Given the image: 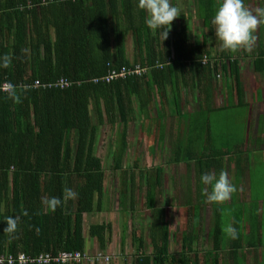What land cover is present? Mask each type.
<instances>
[{
	"label": "trees",
	"instance_id": "obj_1",
	"mask_svg": "<svg viewBox=\"0 0 264 264\" xmlns=\"http://www.w3.org/2000/svg\"><path fill=\"white\" fill-rule=\"evenodd\" d=\"M39 1L0 0V23L3 22L0 24V34L3 35L0 41L5 38V42H0V84L8 80L14 85L10 92H0V254L15 257L21 252L30 257L49 251L55 254L60 251L86 252L85 215L106 209L107 169L103 158L97 154L100 127L105 124L104 114L110 121L108 124L115 126L117 117L125 121L133 113L129 107L133 105L132 100H128L127 94L130 97L133 94L140 96L144 84L148 83L150 88L153 83L164 96L170 85L176 89L182 80L187 87L206 90L209 95L211 91L212 95L217 86V78L214 82L213 75L217 77L224 71L227 77L231 75L232 78L228 88L236 90L239 98L244 95L238 59L234 57L229 64L217 60L212 62L206 41L202 45L189 46L185 30L173 38L176 53L173 66L165 57L161 58V62L166 63L163 68H154L143 76L95 82L94 78L104 76L111 68L155 63L156 58L151 56H148V62H143V57L130 61L126 56V30L134 36L136 51L142 45H145V50L148 47V40L142 41L143 35L139 31L142 26L149 29L145 23V12L140 11L142 20L137 22L133 10L135 6H126L127 1L122 0L123 9L131 7L128 14H132L130 22L124 26L119 21L120 0H67L47 5H40ZM29 2L34 4L32 8L28 7ZM198 3L204 8L217 6L216 0H199ZM210 20L211 17L205 21L212 29ZM52 28L56 30L54 35ZM230 52L226 55L229 58ZM167 56H171L170 52ZM204 56L208 58L206 63L202 62ZM5 57L7 66H4ZM175 66L179 67L178 70L172 71L171 67ZM254 68L264 71V51L255 57ZM180 72L182 76H178ZM59 77H67L80 84L67 89L23 87L37 79L51 81ZM13 90L19 100L11 94ZM56 95L64 99L68 97L70 103L67 99L59 105L58 101L47 102L48 98ZM36 96L39 100L34 99ZM92 98L96 100L99 123L91 121L89 106ZM70 113H74V123H70ZM118 124L122 125L121 137L114 146L111 145L115 170L124 168L123 154L128 148V123ZM203 124L188 123L186 141L180 140L176 144L174 160H195L202 171L207 169L208 172L212 168L221 170L226 156L221 161L211 158L215 151L220 150L212 146L209 133L207 144L199 147L205 131ZM192 127L196 129L195 138ZM199 130L204 131L199 133ZM194 148L201 149L197 152ZM205 152L210 155L205 156ZM250 163L249 159V169ZM235 168L245 173L239 161ZM145 177L147 209L153 213L149 227L153 250L151 253L145 250L143 229L134 230L132 237L137 253L132 264H200L201 257L193 248L201 222L200 209H194L193 217L189 213L183 214L184 227L181 226L174 237V240L179 238L183 242L182 251L180 254L172 253V225L166 209L156 206L162 167L157 166L155 172H146ZM153 177L156 183L150 181ZM10 185L12 197L8 194ZM120 185L121 198L130 196L132 207L134 174L129 173L128 181V171L124 170ZM66 187L77 193L74 199H63ZM52 196L62 199V204L55 211L42 203V198ZM7 217L18 218L14 233L4 231ZM213 229L214 244L205 259L206 264H219L216 251L220 248L223 235L218 214ZM112 230L111 222H95L89 226L90 235L97 238L102 249L110 240ZM11 264L20 263L16 259ZM26 264L38 263L29 261Z\"/></svg>",
	"mask_w": 264,
	"mask_h": 264
},
{
	"label": "rangeland",
	"instance_id": "obj_2",
	"mask_svg": "<svg viewBox=\"0 0 264 264\" xmlns=\"http://www.w3.org/2000/svg\"><path fill=\"white\" fill-rule=\"evenodd\" d=\"M175 1L177 3L181 2V0ZM245 2L249 9L252 11H255V9L258 7H264L263 0H245ZM218 4L219 2H217V6H208L207 9L204 10L201 5L197 4V0H185L184 4L183 2H181L182 6L185 5L184 9L182 10V14L188 15L189 13H193L196 16L197 12H199L200 10L201 13L204 12L207 15L212 14L213 16L216 8L218 7ZM198 8L200 9L198 10ZM212 16L210 17L212 18ZM193 26L195 27V33H193V41H197L199 34L196 31L200 28H204V26L198 20L194 21ZM254 37L255 40L252 44L251 49L245 50L247 51V54L251 56V58H245L244 63L240 64V78L245 90V95H243L241 98L238 97L239 102L236 105H233L230 102V105L228 104L227 106L222 108L214 106L207 107L202 114H198V118L200 117L199 121L205 122L203 124L205 126V131L199 130V133H201V131H204L203 139L199 141V147L207 144V134L209 133V137L212 140V146L215 150H220L215 151L211 155V158L213 157L221 161L222 157L226 156L223 160V164L225 165L222 168L223 170L217 169L216 171L215 168H212L208 172L216 175H218L220 171L225 172L230 182L236 185L237 188V191L233 193L234 196L237 197L235 198L233 196L236 201L234 203H231L228 200V202H226L223 206L224 223L222 224V228H225L227 225L231 224L232 218H234L235 214L238 215L239 206L241 204L238 198L240 195V198L243 199V197L245 196L247 185H249L251 188V194L253 198L252 201H254V203L258 204L260 203L259 200H264V118L261 119V122L258 121V116L262 112H264V101L260 103L255 102L254 104L252 102L254 89L259 87L264 90V71L259 72L254 68L255 57L260 51H264V23H261L257 26L254 32ZM215 42L216 41L214 40V38L211 37L209 46L213 50V58L217 57V49L220 48L219 41L216 43ZM234 54L236 56H240L241 58L244 57L241 54L240 50H237L236 52H234ZM227 73H229V71ZM213 78L214 82L217 78V86L215 89L216 100H213H215V104H220L222 102V99L225 100L227 98L226 91H230V88H228L227 85L231 82L232 78L231 75L227 77L224 71H221L219 75H217V77L213 75ZM227 79L228 81H230L227 82ZM192 93L194 94L193 97L195 99H193V102L186 104V108L188 110H196L198 108V104L196 103V90L193 89ZM236 97L237 94L234 96L235 103L237 102ZM240 99L242 100V102H240ZM253 106L255 107L254 111H252ZM176 118L177 117L174 118L175 122ZM188 119H196V113H188ZM164 124L166 129L162 137L163 127L161 126V123H145L144 121L142 123H129V148L128 152H125L123 154L124 168L120 170L114 169L111 145L114 146V144L120 139V129L122 128V125L118 123L115 124V126L106 124L101 128L99 142L97 144V154L102 156L107 169V181L105 184L107 194L106 209L102 213H92V215L90 214V216L86 215L85 219L86 224H90V222L95 223V221L97 220L102 222L110 221L114 224V229L113 234H111L110 240L105 246L106 249L104 248L105 250H102L96 238L92 240L90 246H88L86 249V253L88 254V256H90V259L83 260L81 264H132L133 259L137 253V249L135 248L133 242L132 232L137 229H143L145 235V250L148 253L152 252L153 245L150 241L149 227L153 218V213L151 214V211L147 209V183L145 175L148 171L155 172L156 165L162 167L161 186L158 188L156 204L160 208L166 209L167 218L172 225L170 243L171 252L180 254V252L182 251L183 242H181V239L179 238L174 240L173 233L177 232L181 228V226L182 228L184 227V220L182 217L183 214H187L186 211H184V206L187 199L190 197L199 198L196 193L199 192L200 188V175L198 174L200 170L196 166L195 162L193 160L188 161V158H182L181 162H176L174 160L177 144L175 137L179 128V139L182 138L184 139V141H186L185 135H182V123ZM193 127L192 136L193 138H195L196 129ZM161 138L162 142L160 141ZM248 146L249 149L253 151H248ZM207 147H209V144L207 145ZM199 149L201 148H194L193 150L198 152ZM206 152L203 154H205V156H209L210 154H206ZM249 159L250 162L252 161V165L250 163L251 169L247 167ZM228 160L231 165L233 164V166H231L230 164L228 165ZM236 160H238L242 164L245 173H249V184H247L248 180L245 173H242L240 169L239 171H237L238 169L236 170L234 164ZM193 164L195 165V167L193 166ZM124 170L128 171V181L129 173H133L135 176V186L133 189L134 204L132 207L131 198H121L120 184L122 181V172ZM206 170L207 169L203 170L202 173L207 172ZM237 172H239V174H237ZM151 180L156 183L155 177L151 178L150 181ZM200 183L201 188L204 189L205 185H203L202 182ZM190 190L192 193L189 192ZM195 190H197V192H195ZM238 190L240 191V193H238ZM209 191H211L210 186ZM247 195H250V191H248ZM242 203L244 202L242 201ZM261 206H263L262 202ZM255 211L256 209L253 205L249 206L245 210V212L247 213L244 219L245 223L243 224L242 222L243 225L239 228V230H237L242 238V243H244V238L247 235V231L249 230L248 223L251 221V217L249 216V214L252 215L254 225H258V222L256 223V221L259 220ZM213 220V208L206 207L202 209L200 238L195 245L201 257L200 264H206L205 258L209 257V251L212 249V231H214ZM231 240L232 237H230L225 231H223V248L225 249V252L228 253V255L224 256L223 259H228L230 252L229 249H226V247ZM221 253L222 252L219 253V256ZM97 255H103L104 259H94L93 257H96ZM107 257H109V259H107ZM223 261L224 260H222V262Z\"/></svg>",
	"mask_w": 264,
	"mask_h": 264
},
{
	"label": "crops",
	"instance_id": "obj_3",
	"mask_svg": "<svg viewBox=\"0 0 264 264\" xmlns=\"http://www.w3.org/2000/svg\"><path fill=\"white\" fill-rule=\"evenodd\" d=\"M126 1H127L126 6L127 5L131 6V7L135 6L133 10H134V13L136 14L135 15L136 21L141 23L142 19H141V16L139 14L141 9H139L137 6L138 0H131L130 2L128 0H126ZM198 1L199 0H197V4L199 5ZM120 2H121V4L119 7V11L121 13L119 16V21L123 22V24L125 26L128 24V22H130V19L132 17V14H128V11L131 10L129 8H131V7H127L126 9H123L122 0H120ZM172 2L174 4H176L180 9L181 8L182 9H181V15L172 21V26H171V29L169 31L168 38L165 41L162 40V36H161L162 30L161 29L153 30V29H150L148 27L149 29L146 30L145 26H142L139 31L142 32V35H143L142 41L148 40V43H147L148 47L145 50V48H146L145 45H142L140 47V49L138 51H136V49L134 47V36H133L131 31L126 30L125 31L126 41L125 42H126L127 59H129L130 61H136L137 57H138L137 60H139L141 57H143V62H148L150 60L148 58V56H151L154 59L156 58L154 60L155 62H157V61L161 62L162 61L161 58L167 57L168 62L171 63V65L173 66V64H174L173 59L176 55L174 45H173V38L177 33H180L183 30H185L187 32V38L189 39V43H188L189 46L202 45L206 41V45L211 52L210 57H212V62L214 60H217L220 63H228L231 61V59L236 57L239 61V64H243L245 58H251V56H249L247 54V51H245V50H247L245 48L239 49L241 54L244 56L242 58L240 56H236L234 54V52H236V51H233V52L231 51L230 52L231 58H229L226 56L228 51L222 50L221 48L217 49L218 53H216V55L218 58L217 57L213 58L214 53H213V50L209 46V42L211 41V37H213L216 42H218V40L216 39V36H215V26L212 24V20H210V23L213 26L212 29H209V26L206 24L207 22L205 20L207 18H210V17L204 12L201 13L199 10L200 8H198L199 12H197L196 16L193 13L192 14L189 13L188 15L182 14V10L184 9L185 5L182 6L181 2H183V4H184L185 0H183V1L181 0V2H179V3H177L175 0H172ZM216 2H220V0H216ZM207 7L208 6H206L205 8L203 7L204 10L207 9ZM145 14L147 17L146 12H145ZM197 20L201 24H203L204 28H200L199 30L196 31L199 34V37H198L197 41H193V33H195V27L193 26V24H194V21H197ZM1 23H3V22L1 21ZM123 28L125 29V27H123ZM55 31H56L55 28H52L53 35L55 34ZM0 38H3L2 34H0ZM0 42H5V38L3 39V41H0ZM219 47H220V45H219ZM168 52H170L171 56H167ZM204 57H206V56H204ZM182 62H186V61H182ZM178 68L179 67H177V66L171 67V70L176 71V69L178 70ZM181 73L182 72H180L178 74V76H182ZM143 88H141V90H140V93H141L140 96L133 94V95H131V97H132L131 98L130 95L127 94L128 100L129 101L132 100L133 105H129V107L133 110V113L131 115H129L125 121L119 120V117H117L116 123H128V125H129V123H142L143 121L145 123H161V126L163 127L162 137H163V135L165 133V129H166V127L164 126L165 125L164 123H179V124L182 123V130H183L182 135H185V137H187L188 123H205V122L199 121L200 117L198 118V114L199 115L202 114L203 111L205 110V108L213 107V106L222 108V107L227 106L228 104L230 105L231 103L233 105H236L239 102L238 97H236L237 102L236 103L234 102V96L236 95V90L232 89L233 91H231V90L226 91L227 98L225 100L222 99V102L220 104H218L217 102H216L217 104H215V100H216V93L215 92H216V90H213L212 95H211V91H210V95H209L206 92V90L198 89L195 87L194 88L187 87L182 80L180 81V84L178 87H176V89L169 86L170 89L168 88L167 95L165 94L164 96H163V92L161 91V89H159L155 84L153 85V83H152V85L150 84L151 89L148 87V83L146 85L144 84ZM33 89H42V88H33ZM193 89L196 90V93H197L196 94V103L198 104V108L196 110H188L186 108V104L193 102L194 101L193 99H195L193 97L194 94L192 93ZM244 95H245V90H244ZM251 95H252V93H251ZM57 96L58 95H56L55 97L48 98L47 102L53 103V102L58 101V105H59V104H63L65 102V99H67L68 103H70L68 97L64 99L61 96H58V98H57ZM34 99L39 100L37 98V96ZM213 99H215V100H213ZM246 101H248V100H246ZM262 101H264V90L257 87L253 91L252 102L254 104L255 102L260 103ZM95 102H96V100L94 98H92L91 104L89 106L90 117H91L92 123H99L98 116H97L96 109H95ZM202 104H205V105H202ZM254 110H255V107L253 106L252 111H254ZM188 113H196V119H194V120L188 119ZM70 114H71L70 115L71 116L70 123H74V119H73L74 113H70ZM263 116H264V112H262L258 116L259 122H261V119ZM103 117H104L103 123H105V124H103L100 127V131H101L102 127H104L106 124H108L110 122L108 119H106V114H104ZM175 117H177L176 122L174 119ZM155 120H157V121H155ZM128 128H129V126H128ZM179 129H178L176 137H175L177 143L180 140L184 141V139H182V138L179 139L180 138L178 136L179 132H180ZM100 131H99V136H100ZM121 131H122V128L120 129V132ZM99 136H98V142H99ZM120 137H121V133H120ZM74 139H75V132L72 134V140L74 141ZM127 140H128V148H129V138H127ZM160 141L162 142V138L160 139ZM128 148H127L126 152H128ZM248 151L251 152L253 150H250L249 146H248ZM251 160H252V158H251ZM193 161L195 162V160H193ZM237 163H238V160H236V162L234 163L235 166ZM251 163H252V161H251ZM157 166H159V165H156L155 167H157ZM193 166L195 167L194 164H193ZM231 166H233V164ZM198 174L201 177L202 170H200L198 172ZM237 174H239V172H237ZM245 175L247 176V180H248V173L247 174L245 173ZM200 182H201V180H199V186H200L199 192L196 193V195L199 196V198H192V197L188 198L186 201V204L184 206V211H186V213H189L191 215V217H193L194 209H200V218H201V222H202V209H204L206 207L213 208V214H214L213 227L215 226V223L217 220V214H218V224L220 225L221 229H223L222 228V224L224 223L223 222V209H224L223 206L228 201H225L223 203H209V202H207L205 195H204V192H203V188H201ZM249 183L250 182L248 180L247 184H249ZM9 187H10V189H9L8 194H9V197H12V194H11L12 185H10ZM191 190L189 192H191ZM248 191H250V195H249L250 197L247 195ZM195 192H197V190H195ZM146 193H147V188H146ZM157 193H158V190H157ZM238 193H240L239 190H238ZM233 196H234V194H232L231 198L229 199V201L231 203H234L236 201L233 198ZM128 197L131 198L130 196H128ZM234 197L237 198L236 196H234ZM252 199L253 198H252V194H251V188L249 185H247L246 191H245V196L243 197V199L240 198V195L238 198L239 202L241 203L239 206L238 215L235 214L234 218H232V221L231 220L230 221H231V225L233 227H235L236 230H239V228L245 223L244 219L247 215L245 210L249 206L253 205L254 208L256 209L255 213L258 216L257 218L259 221H256V223L258 222V225L257 226H255L256 224L254 225V220L252 219V215L249 214V216L251 217L250 218L251 221L248 223V226H249V230L247 231L248 236L247 235L245 236L244 243H242L241 242L242 238H241L240 234L237 232L236 238H232V240L229 242L228 246L226 247V249H229V252H230L228 259L227 258L223 259L224 256L228 255V253H226L225 249L223 248L224 243H223V239H222L221 244H220V248L216 251L218 254V257H219V264H264V242H263V239H264V230H263L264 200H259L260 203L256 204V203H254V201H252ZM258 199H260V198H258ZM156 201H157V197H156ZM242 201L244 203H242ZM261 202L263 203V206H261ZM156 206H157V204H156ZM157 207H159V206H157ZM98 213H93V214H98ZM88 215L90 216V214H88ZM95 222H102V221L97 220ZM104 222H106V221H104ZM201 222H200V225H201ZM242 222H243V224H242ZM90 224H91V222H90ZM90 224H86V219H85L84 236L86 238V249L88 246H90V243L92 242V240L94 238H96V237H92L89 233ZM112 225H113V229H114V224L112 223ZM200 225H199V231L197 233L198 236L193 243V248H194L195 252L196 251L198 252V254H199V251L197 250L195 245H196V242L200 238ZM171 230H172V228H171ZM171 233H172V231H171ZM175 233L176 232L173 233L174 237H175ZM111 234H113V230H112ZM222 235H223V230H222ZM247 237H248V239H247ZM122 239H124V238H122ZM108 241H109V239L107 240V242ZM150 241H151V239H150ZM107 242H106V245H107ZM213 244L214 243L212 242V248H213ZM99 245H100V243H99ZM105 249H102V250H105ZM210 251H209V255H210ZM220 252H222V253L219 256ZM199 256H200V254H199ZM222 260H224V261L222 262Z\"/></svg>",
	"mask_w": 264,
	"mask_h": 264
},
{
	"label": "clouds",
	"instance_id": "obj_4",
	"mask_svg": "<svg viewBox=\"0 0 264 264\" xmlns=\"http://www.w3.org/2000/svg\"><path fill=\"white\" fill-rule=\"evenodd\" d=\"M138 8L147 13L145 23L150 29H161L162 40L169 36L172 21L181 15V9L172 0H138ZM264 23V7H258L255 11L249 9L245 0H220L212 17L215 26V36L220 48L227 51H237L240 48L251 49L255 40L254 32L257 26ZM7 57L4 58V66H7ZM14 98L19 100L15 91ZM200 180L206 201L209 203H223L231 198L237 191L236 185L230 182L227 174L220 171L218 175L211 172L201 174ZM209 186L211 191H209ZM77 193L70 187L64 189V200L74 199ZM42 203L55 211L62 204L61 197L52 196L42 198ZM17 217H7L4 231L14 233L17 229ZM230 237L236 238L237 230L231 224L222 229Z\"/></svg>",
	"mask_w": 264,
	"mask_h": 264
},
{
	"label": "built area",
	"instance_id": "obj_5",
	"mask_svg": "<svg viewBox=\"0 0 264 264\" xmlns=\"http://www.w3.org/2000/svg\"><path fill=\"white\" fill-rule=\"evenodd\" d=\"M65 2L67 0H40V5H47L51 2ZM75 1V0H72ZM34 6L33 3L29 2L28 7L32 8ZM208 58L204 57L203 62L206 63ZM169 63V62H168ZM166 65V63L163 62H155L154 64L149 65H142V64H135L133 66H122L120 68H111L107 74L104 76H100L97 78H94L95 82L99 81H107L110 82L115 78H127L129 76H143L145 74L150 73V71L154 68H163ZM75 84H80V82L77 81H71L67 77H59L55 80L51 81H42V80H35L34 83L23 85L24 88H42V89H67ZM14 88V85L9 82L8 80H5L0 84V92H10ZM90 256L88 254L82 253L81 251H60L58 253H52V252H44L39 254L38 256L30 257L25 253H19L16 257L12 254L5 255L0 254V264H5L6 262L11 264L16 259L20 264H26L29 261L35 262L38 264H67V263H81L85 259H90ZM94 259L102 260L104 259L103 255H97L96 257H93ZM109 259V257H107ZM96 261V260H95Z\"/></svg>",
	"mask_w": 264,
	"mask_h": 264
}]
</instances>
